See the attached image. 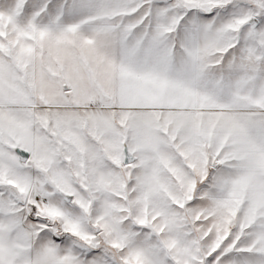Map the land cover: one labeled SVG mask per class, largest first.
<instances>
[{
	"label": "snow or ice",
	"instance_id": "6c2138e0",
	"mask_svg": "<svg viewBox=\"0 0 264 264\" xmlns=\"http://www.w3.org/2000/svg\"><path fill=\"white\" fill-rule=\"evenodd\" d=\"M0 264H264V0H0Z\"/></svg>",
	"mask_w": 264,
	"mask_h": 264
}]
</instances>
